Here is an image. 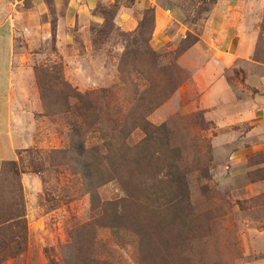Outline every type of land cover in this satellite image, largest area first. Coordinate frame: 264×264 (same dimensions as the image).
Here are the masks:
<instances>
[{
  "label": "rangeland",
  "instance_id": "obj_1",
  "mask_svg": "<svg viewBox=\"0 0 264 264\" xmlns=\"http://www.w3.org/2000/svg\"><path fill=\"white\" fill-rule=\"evenodd\" d=\"M59 1L0 0V264H139L135 229L116 236L114 207L92 211L80 163L126 141L114 163L139 189L148 134L189 198L147 217V262L264 264V0ZM94 182L100 203L126 196Z\"/></svg>",
  "mask_w": 264,
  "mask_h": 264
},
{
  "label": "trees",
  "instance_id": "obj_2",
  "mask_svg": "<svg viewBox=\"0 0 264 264\" xmlns=\"http://www.w3.org/2000/svg\"><path fill=\"white\" fill-rule=\"evenodd\" d=\"M151 137L153 138V136L148 134L146 141H144V150L139 151V153L137 154V159L134 161L135 165H137L136 167H139L141 165V162L144 160L147 162H143V167L147 169L146 171H149V169L152 170L149 171L144 177L145 181L140 180V183L137 186L139 187V189H135V186L132 184L131 180L128 181L129 178L124 176L123 172H121L120 169L116 167L117 165L114 163V161H116L118 159L117 157L119 156L126 162L127 154H129L128 152H130V149L127 147L126 141L120 144L119 148L115 151L116 153H114L112 150L114 148V144H110L108 145V148L106 147L107 153H110V155L93 158V155L100 153V151L97 149L93 151V153H88V160L84 162V164L80 163L81 169L83 170V178L88 183V187L90 190L89 192L92 198V211H97L100 209V220L107 221L108 213L106 207H114L115 219L114 222L108 227L114 232L116 236H119L123 231L126 230V228H131L132 230L135 229V231L133 230V232L135 233V236L139 238L141 248L139 264H149V262H147V249L148 244L153 239V237H148L149 234L146 231L147 226L150 223L148 218H151L153 216L161 218L163 216V213L168 209H171L174 215H177L180 212H185V205L188 202L189 198L185 176L180 167L176 163L166 168L158 167L159 158L157 157V153L149 152V146L147 148V145H145L148 142V138ZM75 146V143H73V150L76 149ZM139 148L141 147H138V149ZM80 150L83 154H86L85 156H87V152L83 146H81ZM112 153L114 155H112ZM89 154H91L92 157ZM72 160L75 161L76 158L74 157L72 158ZM106 162H108L107 165L109 167L107 173L103 171V166ZM7 165L11 167V170L15 175L21 176V173L18 171V165L16 162L8 163ZM146 171L144 173H146ZM144 173L142 175H144ZM95 177L97 178V180L99 178L100 183H108L112 179H119L120 181H122L126 196L121 198L119 201H116L114 203L111 202V205H109L108 203H100L99 197L96 192V189L98 187H96V182H94ZM141 195H143L142 201H140L139 199L142 198L139 197ZM135 202L139 203V211L137 213V216L139 217H132L129 214V206L130 204H136ZM150 204H156V206L151 207ZM139 218H141V220ZM170 258L172 259V257ZM171 259H168L167 262H171ZM94 262L95 261H88L83 264H93Z\"/></svg>",
  "mask_w": 264,
  "mask_h": 264
},
{
  "label": "crops",
  "instance_id": "obj_3",
  "mask_svg": "<svg viewBox=\"0 0 264 264\" xmlns=\"http://www.w3.org/2000/svg\"><path fill=\"white\" fill-rule=\"evenodd\" d=\"M55 1H57L56 3H57V6H60L59 4L61 3L59 0H55ZM98 2V0H96L94 3H92V4H90L89 3V1H88V3H89V5H90V10L91 11H93L95 8H96V6H97V3ZM232 1L230 0V2L229 3H231ZM224 3H227V0H224ZM73 6V3H71L70 5H69V8L67 9V14L71 11V7ZM171 12L170 11H158L157 12V28L158 29H161V30H163L165 27H166V25H168L169 23H170V20H171ZM77 18H73L71 15H67V17H66V24H71V23H74L75 22V20H76ZM1 27H3V25H1ZM1 31V30H0ZM4 31L5 30H3L2 32H0V41H3L2 43L4 44H7V42L9 43V41H10V39H9V37L8 36H6L5 37V33H4ZM59 31V30H58ZM239 51H242V50H239ZM4 54H6V52H4ZM12 61H13V59H11V63H12ZM6 64H7V66H6V71H7V73H8V71H9V59H8V56H7V54H6ZM6 73V74H7ZM264 83V82H263ZM11 120H12V116H11V114H10V112L8 113V129H9V142H10V151L11 152H13L14 154H15V152H14V150H13V148L11 147V144H12V139H11V128H10V126H11Z\"/></svg>",
  "mask_w": 264,
  "mask_h": 264
},
{
  "label": "water",
  "instance_id": "obj_4",
  "mask_svg": "<svg viewBox=\"0 0 264 264\" xmlns=\"http://www.w3.org/2000/svg\"><path fill=\"white\" fill-rule=\"evenodd\" d=\"M205 1L212 2V1H220V0H205Z\"/></svg>",
  "mask_w": 264,
  "mask_h": 264
}]
</instances>
